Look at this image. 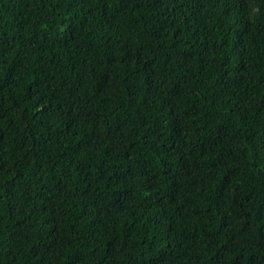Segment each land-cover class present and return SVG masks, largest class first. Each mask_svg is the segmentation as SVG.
<instances>
[{"label": "trees", "instance_id": "trees-1", "mask_svg": "<svg viewBox=\"0 0 264 264\" xmlns=\"http://www.w3.org/2000/svg\"><path fill=\"white\" fill-rule=\"evenodd\" d=\"M0 264H264V0H0Z\"/></svg>", "mask_w": 264, "mask_h": 264}]
</instances>
